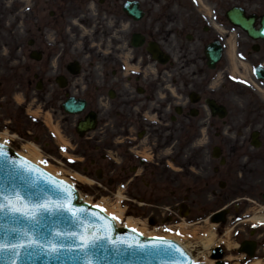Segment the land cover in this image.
Instances as JSON below:
<instances>
[{
  "label": "flooded vegetation",
  "instance_id": "obj_1",
  "mask_svg": "<svg viewBox=\"0 0 264 264\" xmlns=\"http://www.w3.org/2000/svg\"><path fill=\"white\" fill-rule=\"evenodd\" d=\"M17 1L0 0V128L36 141L43 128L53 140L51 123L77 137V123L93 112L92 165L114 179L154 177L156 224L195 226L223 212L218 235L230 226L240 240L251 232L259 253L264 232L247 226L264 211V39L234 27L223 8L183 0H139L145 18L133 33L125 0H33L45 18L23 44L17 26H5L22 9ZM81 22L92 33L76 44L70 36H81ZM134 33L144 46H132ZM149 42L170 55L168 64L152 60ZM219 49L212 62L209 50ZM71 96L86 101L82 114L66 112Z\"/></svg>",
  "mask_w": 264,
  "mask_h": 264
},
{
  "label": "snow or ice",
  "instance_id": "obj_2",
  "mask_svg": "<svg viewBox=\"0 0 264 264\" xmlns=\"http://www.w3.org/2000/svg\"><path fill=\"white\" fill-rule=\"evenodd\" d=\"M7 143L0 144V172H6V180L0 181V264H29L41 258L63 260L66 253H74L72 259L81 264H93L92 257L97 264L107 260L111 253L105 242L110 239L107 233L111 228L102 223L103 217L96 212L89 214L87 209H74L70 188L50 191L40 186L31 179L35 169L9 158ZM169 250L185 255L168 242L156 246L154 254L168 255ZM112 252L125 255L118 247Z\"/></svg>",
  "mask_w": 264,
  "mask_h": 264
},
{
  "label": "rangeland",
  "instance_id": "obj_3",
  "mask_svg": "<svg viewBox=\"0 0 264 264\" xmlns=\"http://www.w3.org/2000/svg\"><path fill=\"white\" fill-rule=\"evenodd\" d=\"M209 1H211V0H209ZM223 1H224V3H222L221 6H226L229 8V6L235 5L239 1H244V0H222V2ZM255 2H257V3L264 2V0L263 1L255 0ZM16 3L23 6L22 9L16 14V17H17L16 23H18L17 28H16V35H17V39H18L19 43L26 44L28 38L33 33L32 29L35 28L38 23L40 24V26L42 25V21L45 18V14L42 12V6L35 4L33 0H18ZM206 5H208V4L206 3ZM251 8L255 9V10L256 9L264 10V7L263 8L251 7ZM14 21L15 20L10 19V23H8V24L11 25V23ZM82 32H85V31L83 30ZM83 34L84 33H82V36L79 37V39H77V40L74 38L73 42L79 44L80 41L87 38V37H84ZM91 42H94V40H92ZM38 114H39V112H38ZM2 131H4V130H0V132H2ZM0 139L5 140L7 142H10L12 144V146H14L18 151L26 154L25 145H27V143H25L23 141L11 142V140L9 138H7V136L3 135V133H0ZM68 143L70 145L63 146L60 149L61 153L57 150V148H53L52 151H54L55 156L49 154L50 149L46 150L44 147L41 146L40 149H41L42 155H43L42 160L45 162V164H49L51 167L53 166L55 169L59 170V172L61 174L60 176L66 178L70 182H72V184H74L80 190L82 195L86 199L90 200L91 202L98 203L99 201H102V199H105L107 202H109L110 206H115L118 204L117 194L120 191L125 197L136 199L137 193L140 191V189H143L144 187H146L145 184L153 185V182H154L153 179L152 180L151 179L145 180L144 183L141 182L138 185L137 193L135 194V192H134V195H133L134 198H133V197H131L132 195L126 194L125 190H123V188H121V185L118 184L113 188L114 189L113 190L114 195H113L110 192H108L106 189H101L98 185L99 184L98 180L95 177L90 176V175H85L83 173L82 165H84V160H83L82 156L77 152L76 142L73 140H71V141L68 140ZM50 156H51V158H50ZM78 174H81V175L89 178L90 180H92V183L89 181H86V180L79 179V177L77 176ZM94 181H97V182H94ZM131 191H132V189H131ZM128 195H130V196H128ZM150 200L152 202H154L153 198H150ZM129 203H131L133 206L137 205V204L130 202L128 200H125V202L122 201L121 205L123 208L126 207V208L130 209L129 207H127V206H129ZM146 203H148V206L137 205L135 207V212L138 215H140L139 219L145 220L144 218H147L151 214V212L149 210H153V208L151 206H149L150 201H148V202L146 201ZM131 204H130V206H131ZM138 206L141 208H139ZM104 207L109 211L111 210L110 207H106V206H104ZM125 222H126V219H124L123 224ZM140 226H142V225H140ZM148 231L149 232H155L158 235H166L168 233H174L171 231L164 232V231L157 229L156 227H151V226L148 227ZM174 234H178V233H174ZM179 235L184 236L185 234L180 233L177 236H179ZM234 242H236V241H234ZM236 261L237 260H235V262Z\"/></svg>",
  "mask_w": 264,
  "mask_h": 264
},
{
  "label": "water",
  "instance_id": "obj_4",
  "mask_svg": "<svg viewBox=\"0 0 264 264\" xmlns=\"http://www.w3.org/2000/svg\"><path fill=\"white\" fill-rule=\"evenodd\" d=\"M6 149L9 158L11 160L17 161L18 165L20 163L27 162V166L29 168H33L36 170V172H33L31 174V179L36 180L40 184V186L46 187L50 191H62L64 189L70 188V204L74 209H87L89 214L96 212L97 215L103 217L102 223L109 225L111 228V230L107 233L110 239L105 242L111 254L109 255V258L107 260H102L99 262V264H173L174 261L178 262V264H190V260L187 255L173 242L166 240H158L154 238H144L136 232L126 228L118 229L110 217L105 215L99 209L80 201L74 189L70 187L67 183L55 179L53 176L47 174L38 166L19 156L9 147H6ZM10 166L11 165H8V167ZM37 173H41L42 175L37 176ZM5 180L6 172H0V181ZM164 242H168L174 245L175 247L179 248L180 251L183 252L185 255L181 256L180 253L175 252L174 250H169L168 255L154 254L156 251V246L163 245ZM117 247L125 253L124 256H117L115 255V253L112 252V249ZM141 248H143L144 251H141ZM65 255L67 258L63 260H49L47 258H41L29 262V264H81L80 261L72 259V256L75 255L74 253H66ZM91 259L93 260V264H97L95 257H92Z\"/></svg>",
  "mask_w": 264,
  "mask_h": 264
},
{
  "label": "bare ground",
  "instance_id": "obj_5",
  "mask_svg": "<svg viewBox=\"0 0 264 264\" xmlns=\"http://www.w3.org/2000/svg\"><path fill=\"white\" fill-rule=\"evenodd\" d=\"M25 150H26V154L23 153L22 154L23 156L29 158L31 161L35 162L36 164L40 165L41 167L47 169L48 171L53 173L55 176L60 177L61 174H60L59 170L55 169L53 166L51 167L50 165H46L42 161V153H41L39 147H37L33 143H30L28 145H25ZM77 176L79 177V179L91 182L88 178H86L82 175H77ZM123 198H124L123 195L121 193H119L118 194V204L115 206H110L109 202H107L106 200H102L101 204H103L106 207H110L111 208L110 211L107 210L101 204L100 205L98 204L97 206L100 207L101 209H103L111 217L115 216L117 219L114 220V222L116 223L117 226H122L124 219H126V222L124 223L125 227L133 228V229L139 231L140 233H142L146 236L155 235L156 234L155 232H149L148 231V227H147L146 223H142L140 220H137L132 216L127 217L126 210L124 208H122V206L120 205V202L122 201ZM86 201H90V200H86ZM254 220L264 223V218L259 217V216L255 217ZM140 225H142V226H140ZM196 233H197V231H195V234ZM166 237L178 239L176 236H173V235H169ZM197 238L199 239L198 243L203 248L202 253H203V257L205 258V261L207 262V264H216V260L210 256L212 247L214 245H216V243L218 242L214 228L209 230L207 233L203 234V236L197 237ZM190 244L191 243L188 242V246ZM253 264H264V263L262 261H257Z\"/></svg>",
  "mask_w": 264,
  "mask_h": 264
}]
</instances>
